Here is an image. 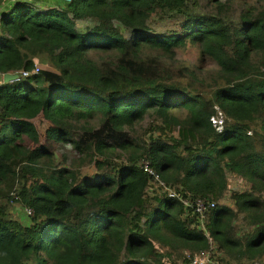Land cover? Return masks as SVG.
I'll return each mask as SVG.
<instances>
[{
  "label": "trees",
  "instance_id": "obj_1",
  "mask_svg": "<svg viewBox=\"0 0 264 264\" xmlns=\"http://www.w3.org/2000/svg\"><path fill=\"white\" fill-rule=\"evenodd\" d=\"M0 12V264H167L172 252L168 264H191L185 251L210 239L179 199L150 196L144 160L184 198L218 201L229 173L247 179L249 191L231 193L237 211L218 205L206 230L220 264L264 259V0H0ZM82 20L96 25L79 31ZM189 43L219 67L206 93L142 57ZM36 60L55 70L4 82ZM41 138L68 144L95 172L58 167ZM18 183L32 217L10 215ZM242 214L252 228L243 236Z\"/></svg>",
  "mask_w": 264,
  "mask_h": 264
},
{
  "label": "rangeland",
  "instance_id": "obj_2",
  "mask_svg": "<svg viewBox=\"0 0 264 264\" xmlns=\"http://www.w3.org/2000/svg\"><path fill=\"white\" fill-rule=\"evenodd\" d=\"M15 0H5V3L8 6H10ZM29 1H34L35 4L38 7H41L43 9H48V8H59V9H64L66 4H70L72 2L68 0H29ZM1 11H5L4 9H1ZM1 14V12H0ZM90 19V18H87ZM79 23V31H85L88 28H91L96 25L95 20H82ZM169 27H174L175 25H168ZM124 34L126 37H129V31L124 30ZM112 56V54H103L99 52H93L90 54V57L98 62H101L108 57ZM142 57L143 58H154L160 61L161 66L168 71V74L173 77L174 81L182 83L184 86L187 85L188 87L192 88L193 91H202L204 93L208 92L210 90V86H214V83L212 82V76L218 73L219 67L217 64L210 59L209 57H206L202 54V47L200 44H188L187 47L185 48H180L176 50L173 53H166V55H163L161 51H158L156 49H142ZM47 69L55 70L52 67H47ZM182 69H187L188 70V75L186 78L181 79L178 76V71ZM224 116L222 114H218V116H215L212 118L213 123H218L220 125V122H223ZM147 122V121H146ZM219 130V129H218ZM137 132L142 131V125L137 126L136 128ZM46 146L50 150L54 152V159L56 161V164L58 167H67L72 168L76 171H80L82 174H93L95 172V167L92 164H89V162L85 161V159L82 158V160H78V157L73 153L71 146L65 143H56L54 141H47L45 138H41V145L40 146ZM25 146L29 147L31 149L37 147L38 145L34 144L30 140H26ZM45 168L46 165H44ZM43 180L41 179H36V180H31L29 179V183L27 187H34L36 185H41ZM226 183L227 186L224 187L223 190H225V194L222 198L216 200L218 205H224L232 208L235 212L237 211V208L235 206V202L231 200V193L232 192H243V191H249L251 188L250 183L248 182L247 179L244 177H241L239 175H236L235 173H229L226 177ZM23 183H18L16 186V189L14 191L15 197L18 196L21 199V202L25 204V202L22 200L20 196V192L23 189ZM150 196H155L159 194L157 187H152L151 189L148 190ZM13 199L15 197L12 195L11 196ZM1 203H5V201H1ZM26 205V204H25ZM21 207V204L19 203V199H15V201H11L10 203V215L14 218L22 217V215H26L23 212H19V208ZM237 214H240L237 212ZM244 215H237L235 217L234 222L239 226L243 227V231L241 235H247L251 232L252 228L251 226H248L244 223ZM255 215V212H254ZM27 217V216H25ZM166 239L169 238V234L164 232ZM209 239L211 245L213 242L211 241L212 238L209 233ZM166 241V240H165ZM210 245V247H211ZM171 248L167 245L165 247V251L168 252ZM172 250V249H171ZM186 256L189 257L190 261L192 258L198 254L191 252L189 250L185 251ZM180 257V254H177L172 252L171 256H166V258L163 260L164 263L168 264V259L170 261H177L179 260L178 258ZM221 254L218 253V251L215 248L214 251V262L215 264H220V259H221ZM264 264V259H257L252 262L248 261H243L240 264Z\"/></svg>",
  "mask_w": 264,
  "mask_h": 264
},
{
  "label": "built area",
  "instance_id": "obj_3",
  "mask_svg": "<svg viewBox=\"0 0 264 264\" xmlns=\"http://www.w3.org/2000/svg\"><path fill=\"white\" fill-rule=\"evenodd\" d=\"M71 1V0H68ZM52 67L54 69V65L46 60H36L35 61V70L32 72L23 71L20 73H15L13 75H17V79L13 81H19L21 77L28 78L32 76L33 74H37L41 69ZM51 70V69H50ZM222 121L220 122L221 125ZM214 125H219L218 123H213ZM221 131V128L219 129ZM141 167L143 170L150 176L154 177L157 184L155 187H157L158 192L161 194H168L170 198H177L179 199L184 209L191 214V216H194L197 221L199 222L200 227L206 231L207 236L209 237V234L206 230V223L208 221L209 215L212 213L214 209L218 207V203L214 201L213 199H208L204 197H188L184 198L183 196L179 195L173 188L165 185L162 180L160 179L158 173L150 168V163L146 160L141 162ZM14 195V194H13ZM15 196V195H14ZM15 199H19L18 196L15 197ZM19 203L21 204V207L19 208V212H23L28 217H32L34 215V210L28 206H24L20 200ZM214 251L215 247L212 244L211 247L207 250H202L196 254L192 260L191 264H215L214 262Z\"/></svg>",
  "mask_w": 264,
  "mask_h": 264
},
{
  "label": "water",
  "instance_id": "obj_4",
  "mask_svg": "<svg viewBox=\"0 0 264 264\" xmlns=\"http://www.w3.org/2000/svg\"><path fill=\"white\" fill-rule=\"evenodd\" d=\"M17 79V75H13V74H5L4 76V82L5 83H9V82H12L13 80Z\"/></svg>",
  "mask_w": 264,
  "mask_h": 264
},
{
  "label": "clouds",
  "instance_id": "obj_5",
  "mask_svg": "<svg viewBox=\"0 0 264 264\" xmlns=\"http://www.w3.org/2000/svg\"><path fill=\"white\" fill-rule=\"evenodd\" d=\"M13 194H14V193H13ZM13 194H12V195H13ZM13 196H14V195H13ZM14 197H15V196H14Z\"/></svg>",
  "mask_w": 264,
  "mask_h": 264
}]
</instances>
